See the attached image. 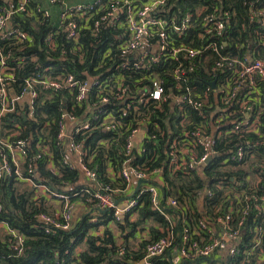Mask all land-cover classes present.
Masks as SVG:
<instances>
[{"label":"built area","instance_id":"1","mask_svg":"<svg viewBox=\"0 0 264 264\" xmlns=\"http://www.w3.org/2000/svg\"><path fill=\"white\" fill-rule=\"evenodd\" d=\"M8 1L10 5L2 6L0 11V211L2 182L14 178L34 189L36 200L61 205L53 214L36 215L47 232L70 230L75 226L76 202L72 197L78 193L61 192L39 178L35 164L44 159L49 150L46 141L42 139V143L37 144L38 151L30 155L28 138L20 137L19 130L1 136L3 119L10 113L18 112L27 119L39 121L36 113L39 86L66 89L69 100L60 107L57 146L61 163L78 169L86 178L85 182L81 181L87 185L83 191L90 193L89 201L93 205L82 201L85 210L89 213L110 210L116 220H124L127 214L133 213L131 220H134V210L147 193L153 208L171 224L166 235L147 245L142 264H150L151 258L169 252L176 264H208L205 259L226 260L227 255L240 254L257 255L258 264H264V226L257 222L258 218H264V183L258 172L247 175V182L240 183L233 177L230 184L234 185H224L226 193L220 202L226 211L220 213L218 208L214 216H208L205 210H199L202 218L197 222L185 220L179 211L177 214L167 212L170 206L178 208L180 202L163 190L162 181L166 165L172 174H199L208 181L205 169L218 157L222 160L221 168L246 169L253 163L252 170L258 168L264 173V161H260L264 156V0L250 1L247 17L254 25L247 31V40L234 42V51L231 41L235 36L228 32L231 10L216 4H203L195 11H188L181 20L158 15L167 0H149L145 4L139 0H95L89 7L84 4L65 6L75 12L77 18H70L69 13L63 11L57 33L66 34L72 45L61 48L47 37L53 49L61 48L63 56L83 52L80 31L87 27L83 24L90 16L94 21L90 25L93 36L104 27L115 29V52L108 48L94 73L83 72L85 78L57 65L48 66L44 74L38 72L25 78L21 91L13 86L15 71L28 58L36 60L37 56L3 54L2 41L13 39L16 44H23L31 40L28 32L16 26L18 14L32 15L37 10L48 17L50 12L39 5L30 9L31 0ZM194 27L199 29L190 40L192 45L184 37ZM210 52L217 54L215 63L207 68L215 79L207 80V84L203 81V86L191 83L190 72L197 62L207 60ZM85 59L83 52L79 60L84 63ZM168 66L173 69L162 73L161 68ZM186 107L196 110L200 119L195 121L183 112V129L177 137H170L165 148L166 164L151 167L150 160L143 157L146 144L159 141V114L182 112ZM44 123L49 124L48 120ZM96 131L110 133L113 137H98L94 134ZM233 134L243 139V143L228 146L226 139ZM113 143H116V152L106 153L104 161L97 159ZM258 147L263 150H257ZM51 154L45 161L47 168L60 173ZM158 159L157 156L154 161ZM230 162L239 165L230 166ZM102 166L112 182L99 180ZM139 180L145 181L135 187ZM90 188L95 191L91 192ZM200 197L204 199L203 194ZM182 198L186 205L191 204L188 198ZM253 211L251 243L247 244L242 242V227L246 216ZM180 220H185V226L180 233L182 243L178 245L175 226ZM112 226L114 222L109 225ZM0 227L15 238L10 248L17 254L22 253L24 235L11 229L5 221L0 222ZM148 233V230L143 232ZM126 252L125 247L118 250L119 255ZM246 258L238 264H247Z\"/></svg>","mask_w":264,"mask_h":264},{"label":"trees","instance_id":"2","mask_svg":"<svg viewBox=\"0 0 264 264\" xmlns=\"http://www.w3.org/2000/svg\"><path fill=\"white\" fill-rule=\"evenodd\" d=\"M15 1V0H14ZM61 1V2H60ZM149 0H139L140 3H147ZM251 0H167L166 4L160 8L158 15L167 18L168 20L181 18L190 10L195 11L203 4H216L231 10V22L228 25V32L231 36H235L231 41L235 50L234 42L248 39V32L253 28V23L247 17V10ZM8 0H0V11L2 6L10 5ZM95 0H59L58 2H51L50 0H31L29 8H35L38 5L42 9L49 10L48 17L43 16V12L34 11L32 15L26 13L18 14L15 17L16 26L29 33L31 40L23 44H16L15 40L2 41L3 54L11 52L14 55H36V60L27 59L15 71V80L13 86L19 91L25 78L35 75L38 72L44 74V68L48 66L57 65V68L69 69L74 71L77 77L85 78L84 71L90 73L95 72V67L100 63L102 55L108 48L115 52L117 38L115 36V29L102 28L97 36L92 35L90 27L94 24L93 19L84 21L83 27L80 31V38L84 44L83 52L86 54L85 62H81L79 57L83 52L74 53L63 56L62 47H70L72 42L68 41L66 34L57 30L62 23L61 14L67 11L70 18H77L75 12L65 6H75L84 4L89 6L94 5ZM89 9V8H87ZM92 23V25H91ZM91 25V26H90ZM199 28L194 27L188 36L184 39L191 43L196 31ZM231 31V33H230ZM179 40L180 37L175 35ZM47 37L59 44L61 48L52 46L50 41L47 42ZM200 41V40H199ZM198 40L194 44H197ZM193 45V44H192ZM59 46V47H60ZM195 46V45H194ZM182 57V56H181ZM71 58V59H70ZM217 59L215 52L209 53V58L202 62H197L196 67L190 72L191 83L204 85L207 80L215 79L208 71ZM56 69V68H55ZM173 67L168 66L161 68V72L165 73L172 70ZM167 70V71H166ZM39 97L36 99V113L39 115V121L25 118L18 112L10 113L3 119L1 128V136L11 135L13 132L19 130L20 137L28 138L31 154L38 151L37 144L42 143V139L46 141L49 150L46 151L44 159L36 162L35 166L39 178L50 187L58 189L61 192L68 194L78 193L72 197L73 201H84L93 205L89 201L90 193L83 191L87 185L83 184L85 180L78 169H73L61 163L62 156L60 148L57 146V136L59 132L58 122L61 118L60 107L64 101H68L69 97L66 95V89L53 90L44 89L39 86ZM189 115L190 118L198 121L200 119L198 112L191 107H186L182 112L175 113H160L159 114V141L146 144V152L143 159H149L148 164L151 167L162 166L166 164L167 156L165 155V148L169 142L170 137H177L183 125L182 113ZM46 114L47 116H44ZM48 120L49 124L44 122ZM224 129V125L222 126ZM94 134L98 137H113L110 133H102L96 131ZM32 135V136H31ZM17 137H13L16 139ZM228 146H235L243 143L237 134L230 135L228 139ZM1 144V143H0ZM257 150H263L258 147ZM111 151L112 154L116 152V143L111 144L109 149L97 156V159L104 161L103 156ZM60 168V173H53L47 168V161L51 156ZM157 155L159 159L155 162ZM264 161V156L260 157V161ZM102 161H99L102 165ZM221 159L218 157L206 169V175L209 178L207 181L199 174H172L166 165L162 174V181L164 182L163 190L169 195L177 197L179 200V207L170 206L167 212L170 214H177L179 211L183 217L192 222H197L202 218L201 212L205 210L208 216H214L217 209L220 208V213L226 211V207L221 206L220 202L224 198L226 190L224 185L233 183V177L241 182H247V175H254L258 172L263 179L264 173L261 170L251 169L253 163L248 168H221ZM230 166L239 165L236 162H230ZM99 180L107 183L112 182L109 176L105 173L103 166L100 169ZM82 181V182H81ZM238 181V182H239ZM87 182V181H86ZM221 184V185H220ZM234 185V184H230ZM94 192V188H90ZM207 190L206 193H203ZM3 193V207L0 211V222L5 221L11 229L24 235V251L17 254L10 248V245L15 241L11 233H6L0 227V264H142L141 260L145 257L147 245L166 235L171 228L169 220L159 211L153 208L149 195L146 193L142 196L141 203L135 211L136 217L131 220L133 213L127 214L124 220H116L113 212L110 210L91 212L83 215V218L75 224L70 230L58 229L54 232H47L45 226L36 215L40 212L53 214L59 210V204L44 199H35V190L17 182L14 178L4 180L1 185ZM203 194V200H200ZM186 197L190 201V205H186L183 198ZM91 207V206H90ZM187 210H184V208ZM200 210V211H199ZM187 211V214L184 212ZM239 214H236L238 216ZM96 221H91L92 218ZM254 211L252 214L246 216L244 225L242 227L243 243H251L250 229L254 224ZM185 220H180L175 226L178 234L176 244L181 245L180 233L185 226ZM114 222L115 229L121 232V242L117 241V237L113 233V229L109 225ZM236 222V221H235ZM234 222V223H235ZM258 224L264 226V218L260 217L257 220ZM105 226L106 230L103 236L95 235L93 231L99 226ZM4 230V231H3ZM148 230L149 233L144 235L143 232ZM264 246V244H263ZM120 247H125L126 254L119 255ZM79 251L77 252V250ZM172 253L169 252L164 255L155 256L150 259V264H176L172 259ZM247 256L227 255L226 260L220 258L205 259L208 264H238L245 260ZM247 264H258L257 255L247 257ZM261 264V263H260Z\"/></svg>","mask_w":264,"mask_h":264},{"label":"crops","instance_id":"3","mask_svg":"<svg viewBox=\"0 0 264 264\" xmlns=\"http://www.w3.org/2000/svg\"><path fill=\"white\" fill-rule=\"evenodd\" d=\"M135 187H137V183H136ZM52 202L53 201H51L50 203L52 204ZM85 214H89V212L85 210L82 201H76L75 207L73 209V222H76V223L79 222L83 218V215H85ZM112 229L114 230L113 233L117 237V241L120 244V242L122 240V238H121V232L118 229H115L114 226H112ZM105 230H106V227L102 225V226H99L98 228H96L93 231V233L95 235L103 236L104 233H105Z\"/></svg>","mask_w":264,"mask_h":264},{"label":"water","instance_id":"4","mask_svg":"<svg viewBox=\"0 0 264 264\" xmlns=\"http://www.w3.org/2000/svg\"><path fill=\"white\" fill-rule=\"evenodd\" d=\"M212 86H213V87L216 86V82H215V81L212 82ZM23 116L26 118V115H23ZM209 161H210V160H207L208 163H209ZM83 179L86 180V178H85L84 176H83ZM144 181H145V180H139V181L137 182V186L139 187V185H140L142 182H144ZM96 187H97V186H96ZM190 263H191V262H190Z\"/></svg>","mask_w":264,"mask_h":264},{"label":"rangeland","instance_id":"5","mask_svg":"<svg viewBox=\"0 0 264 264\" xmlns=\"http://www.w3.org/2000/svg\"><path fill=\"white\" fill-rule=\"evenodd\" d=\"M115 227V226H114ZM4 231V230H3Z\"/></svg>","mask_w":264,"mask_h":264}]
</instances>
